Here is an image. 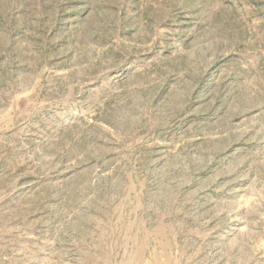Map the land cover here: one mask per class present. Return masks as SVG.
Segmentation results:
<instances>
[{
    "label": "rangeland",
    "instance_id": "rangeland-1",
    "mask_svg": "<svg viewBox=\"0 0 264 264\" xmlns=\"http://www.w3.org/2000/svg\"><path fill=\"white\" fill-rule=\"evenodd\" d=\"M0 264H264V0H0Z\"/></svg>",
    "mask_w": 264,
    "mask_h": 264
}]
</instances>
